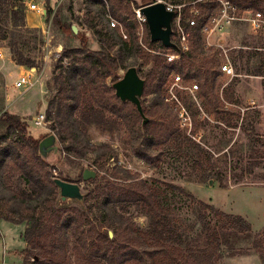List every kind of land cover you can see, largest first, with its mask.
Masks as SVG:
<instances>
[{
	"label": "trees",
	"instance_id": "obj_1",
	"mask_svg": "<svg viewBox=\"0 0 264 264\" xmlns=\"http://www.w3.org/2000/svg\"><path fill=\"white\" fill-rule=\"evenodd\" d=\"M170 1L175 18L180 14V23L190 33L186 51H181L177 40L176 48L151 41L146 23L142 46L130 0H108L110 12L123 26L126 39L118 28L109 26L105 4L101 0L89 1L97 7L89 8V13H100L98 21L92 18L85 23L98 42V50L88 48L86 36L75 35L72 25H62L56 19L64 34L79 37L80 47L70 50L65 47L60 54L57 72L52 78L57 91L48 100L47 112L54 113L59 140L67 154L83 157L93 153L101 159L94 178L97 185L89 194L90 204H60L59 189L53 181L55 176L47 160L38 153V144L46 135L29 134L27 122L17 115H0V129H3L0 130V184L7 185L14 176L25 184L17 189L7 186L6 201L11 204L6 213L0 212V220L26 225L23 233L26 256L21 264H212L216 256L235 254L239 249L238 239L252 235L250 223L242 216L213 208L212 213L217 215L215 222H205L196 236L189 231L180 232L171 226L161 210L153 186L130 170L107 166L112 151L104 145L89 143L84 137L88 125L104 126L117 121L125 128L131 153L150 167L158 168L164 161L166 146L186 134L170 104L164 100L175 74L180 75L184 85L196 82L195 97L200 99L203 113H225L219 94L222 73L219 51L207 45L206 34L202 32L220 4L217 0ZM228 1L239 11L252 9L264 15V0ZM142 2L149 4L155 0ZM179 5L183 6L178 8ZM46 6L48 16L51 12L48 0ZM135 7L139 8L137 4ZM24 8V0H0V43H5L18 65L33 67L35 60L30 53L35 43L42 42L41 29L26 25ZM192 17L196 24L189 27L188 20ZM176 34L173 24V36ZM166 51L178 53L179 57L168 63L163 55ZM130 57L134 61L142 58L150 66L143 78V94L151 96L150 105L142 108L147 116L144 123L135 105L121 101L107 83L108 78H119V69L136 65L126 63ZM239 57H244L242 51ZM64 59H68L66 64ZM260 62L262 65L252 70L253 75L261 73L264 58ZM177 93L189 110L193 105L192 96ZM11 137L15 140L8 141ZM101 172L103 175L98 179ZM127 207H135L147 217L145 229L126 216ZM195 212L201 213V210Z\"/></svg>",
	"mask_w": 264,
	"mask_h": 264
},
{
	"label": "rangeland",
	"instance_id": "obj_2",
	"mask_svg": "<svg viewBox=\"0 0 264 264\" xmlns=\"http://www.w3.org/2000/svg\"><path fill=\"white\" fill-rule=\"evenodd\" d=\"M32 1H24V12ZM89 1L51 0L48 3L50 15L46 16L47 6L43 3L45 13L41 15L35 12L38 19L29 17L30 22L41 23L40 26H33L41 29L42 36V42L35 43L30 53L35 60L33 67L18 65L5 43H0V115L19 116L27 122V132L33 136L55 134L58 149L47 158L50 169L55 177L78 183L84 196L82 201H61L60 204L65 206H80L82 202L87 206L91 203L89 194L97 182L94 179L83 180L82 172L85 168L97 171V162L101 159L93 153H86L83 157L67 154L65 145L59 140L54 113L49 115L47 112L48 100L57 91L52 78L57 72L60 54L65 47L69 50L80 47L79 37L64 34L55 22L57 19L62 25H76L78 34L86 36L87 47L98 50V42L85 23L92 18L98 21L100 13H89V8H97ZM170 2L168 0L167 4L172 5ZM129 4L136 15L138 8L135 5L140 8L147 3L130 0ZM236 14L237 18L224 24L221 31L206 35L207 44L219 51L220 62H229L234 72L231 76L220 75L219 94L225 113H202L200 99L192 96L193 105L189 106L192 130L166 146L164 161L158 168L150 167L131 153L125 140V128L117 121L104 126L88 125L84 129V137L89 143L104 145L112 151L107 166L117 165L130 170L153 186L161 210L171 226L180 232L189 231L196 236L205 222H215L216 214L212 213V208L238 214L247 220L252 235L238 239L239 249L235 254L216 256L212 264H264V108L261 107L264 104V65L258 75L252 72L262 65L264 35L255 34L249 28L243 20L242 11L238 10ZM173 21L172 29L175 25ZM171 40L175 42L177 34L173 36L172 32ZM240 51L244 54L242 59L239 57ZM67 60L64 59V64ZM132 62L136 63L134 67L144 78L150 66L145 65L142 58L134 61L130 57L126 61L127 64ZM126 69L118 70L119 78ZM27 70L33 73L32 85L15 87L18 76ZM114 81L113 78L107 79L108 84ZM182 93V96L190 94L188 91ZM140 102L142 108L147 107L151 103V96L142 94ZM38 114L44 115L45 123L37 125L34 122ZM14 140L15 137L8 139ZM102 175L103 172L97 178ZM16 177L11 178L7 185L0 184V212L3 214L11 204L6 201L8 187H25ZM195 210H201V213ZM124 213L141 229H145L147 217L143 213L135 207H127ZM220 224H224V221H220ZM25 227V223L0 220V264L22 263L26 256Z\"/></svg>",
	"mask_w": 264,
	"mask_h": 264
},
{
	"label": "built area",
	"instance_id": "obj_3",
	"mask_svg": "<svg viewBox=\"0 0 264 264\" xmlns=\"http://www.w3.org/2000/svg\"><path fill=\"white\" fill-rule=\"evenodd\" d=\"M101 1L106 6V19L109 23V26L112 28H118L120 33L122 34V37L126 39L127 35L124 31L123 26L115 17H113V15L110 12L108 0H101ZM155 1H158V0H155ZM217 1L219 2L220 6L216 14L209 18L208 25L203 27L202 29V32L205 33L207 36H210L212 33L221 31V27H223L224 24H228L237 18L236 12L239 9L236 6L231 4L228 0H217ZM177 7L180 8L181 6L179 5ZM28 9L33 12L40 13L41 15L44 14V11H45L44 6L38 4L34 0L28 4ZM166 9L173 10V5H168L166 3ZM242 13L244 16L243 20H245L248 23L249 28L255 34L259 33V34L264 35V15L261 12L254 11V10H244L242 11ZM194 14H197V11H195ZM173 19H175L177 41L180 44V49L181 51H186L188 50V47H189L190 33L187 29H185V26H183V24L180 23V14L177 15L176 18L174 17ZM136 20L138 22L136 34L138 36L140 44L144 46L142 43V38L144 34L143 24L146 22H145L143 15L139 13V8L136 13ZM188 24H189V27L194 26L196 24L195 18L193 17L189 18ZM208 46H211V45H208ZM262 50L264 51V47L262 48ZM163 55L165 56L166 61L168 63H172L175 59L179 57L178 53H174L172 51H166L163 53ZM220 69L222 73L225 74L226 76H231L234 74L233 68L229 62H220ZM32 74L33 73L30 70H27L26 72L21 73L14 83L15 87L20 88V87H26V86L32 85V80H33ZM197 89H198V85L196 83H192L190 86H186L182 83L180 75L175 74L171 77L170 85L168 86V89H167V94L164 97V100L170 104L172 110L177 115L180 127L182 129H185L188 134H190L191 129H192V118L181 96H179L177 92L182 93V91H186V92L188 91V93H190V95L195 98L194 93L197 91ZM261 107L264 108V104H262ZM199 108L201 109L200 106ZM34 122L37 125H41L45 123L44 115L38 114L35 117Z\"/></svg>",
	"mask_w": 264,
	"mask_h": 264
},
{
	"label": "water",
	"instance_id": "obj_4",
	"mask_svg": "<svg viewBox=\"0 0 264 264\" xmlns=\"http://www.w3.org/2000/svg\"><path fill=\"white\" fill-rule=\"evenodd\" d=\"M139 13L143 15L145 19L151 41H158L167 48L177 47L176 43L171 40L173 32L172 20L175 17V11L167 10L164 1L158 0L153 3L145 4L139 8ZM71 28L74 34H78V27L76 25H72ZM111 86L114 89L115 95L121 101H129L135 105L144 123L147 118L144 116L140 97L143 94L145 80L140 77L136 67L132 66L127 68L123 75L114 81ZM57 149V137L55 134L45 136L38 144L39 156L46 160L51 153L57 152ZM95 177V170L85 168L82 172L83 180L94 179ZM53 181L59 189L61 201L67 199H75L77 201L83 200V194L78 183L65 181L58 177H55ZM110 235H112L111 232Z\"/></svg>",
	"mask_w": 264,
	"mask_h": 264
},
{
	"label": "crops",
	"instance_id": "obj_5",
	"mask_svg": "<svg viewBox=\"0 0 264 264\" xmlns=\"http://www.w3.org/2000/svg\"><path fill=\"white\" fill-rule=\"evenodd\" d=\"M25 2H26V0H24ZM38 4H41V5H43V3H46V0H37L36 1ZM48 3L50 4L51 3V0H48ZM35 12H33V11H31V10H29V9H27L26 11H25V22H26V25L27 26H30V27H33V26H40L41 25V23H33V22H30V16H33V17H35V18H37L38 19V16L36 17L35 15Z\"/></svg>",
	"mask_w": 264,
	"mask_h": 264
}]
</instances>
